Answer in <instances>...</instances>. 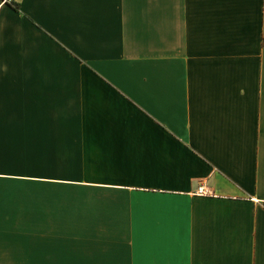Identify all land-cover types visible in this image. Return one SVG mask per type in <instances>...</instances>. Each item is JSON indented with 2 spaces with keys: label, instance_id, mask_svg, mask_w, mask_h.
<instances>
[{
  "label": "crops",
  "instance_id": "crops-1",
  "mask_svg": "<svg viewBox=\"0 0 264 264\" xmlns=\"http://www.w3.org/2000/svg\"><path fill=\"white\" fill-rule=\"evenodd\" d=\"M0 264H264V0H0Z\"/></svg>",
  "mask_w": 264,
  "mask_h": 264
},
{
  "label": "built area",
  "instance_id": "built-area-1",
  "mask_svg": "<svg viewBox=\"0 0 264 264\" xmlns=\"http://www.w3.org/2000/svg\"><path fill=\"white\" fill-rule=\"evenodd\" d=\"M5 0H1V2H4ZM195 193L198 194V195H207L208 192L207 190L202 186H198L195 190Z\"/></svg>",
  "mask_w": 264,
  "mask_h": 264
}]
</instances>
